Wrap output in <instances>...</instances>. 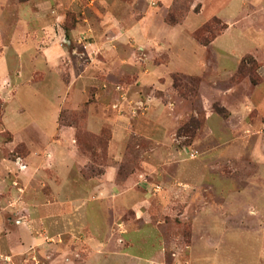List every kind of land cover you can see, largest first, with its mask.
I'll list each match as a JSON object with an SVG mask.
<instances>
[{
  "label": "rangeland",
  "instance_id": "obj_1",
  "mask_svg": "<svg viewBox=\"0 0 264 264\" xmlns=\"http://www.w3.org/2000/svg\"><path fill=\"white\" fill-rule=\"evenodd\" d=\"M21 1L0 0V36L20 48L2 67L36 71L0 98V264H264V0ZM42 1L49 24L62 14L67 48L49 72L30 58L57 36L19 12ZM121 24L116 56L93 48ZM240 83L259 85L243 124L225 92ZM108 169L103 199L92 183ZM35 236L44 243L17 250Z\"/></svg>",
  "mask_w": 264,
  "mask_h": 264
},
{
  "label": "crops",
  "instance_id": "obj_2",
  "mask_svg": "<svg viewBox=\"0 0 264 264\" xmlns=\"http://www.w3.org/2000/svg\"><path fill=\"white\" fill-rule=\"evenodd\" d=\"M134 1L135 0L128 1L126 3V5L129 7L130 4H132ZM37 4H38V7L35 10H33V9L30 10L29 8L31 6L27 7V5H21V7L19 8V12H20V15L22 12L23 13L27 12L26 15H22L23 21H24L26 27H28L31 23L34 24V22H35V24H38V26H40L42 28L41 31H42L43 35L45 32L46 34H50L52 36H57V38L52 40L51 43L49 42L47 35L45 38L42 37L41 41L38 42V46H39V47H37L38 50L36 49L38 56L36 58H35V56H31V58H30L32 61L37 60L39 63H41L40 65L45 70H47L49 72L52 69L57 70V68H54V66L61 64L64 61V58H65L66 52H67L66 45L61 40L62 37L64 38V36H65L63 31H62L63 30L62 23H61L62 14H58V16H57V24H55V23L49 24L48 21L51 18H53V15L49 12L52 9L50 2L49 1H42L41 3H37ZM54 7H56L58 11H61L62 9H64L65 4H63L59 0V2L57 3V6H54ZM5 8H6V6H1L0 10L3 11V10H5ZM8 8H10V7H7V9ZM29 10L32 12V14L30 13ZM115 12H116V10H115ZM117 16H119V15H117ZM31 18H34V19H31ZM113 20L116 24H118V17H115V15H114ZM54 21L55 20H53V22ZM51 25L57 26V28H58L57 32L55 30L52 31ZM83 26H85V25H83L82 23H78L75 26V28H73L71 30L72 35H73L72 37H74V36L76 37L77 34L82 30ZM90 27L93 28L94 32H96V33L101 31L100 29L97 28L96 24H90ZM119 27L122 30L125 29L123 24H121ZM105 30H106L105 33H107L110 29H105ZM122 30H119V35L114 36V38H112V36H104V34H102L101 36H99V34H96L94 41H93V45H92L93 48L104 51V54L108 53L110 56H116V55H114V52L117 54V50H118L117 47H121V45L124 43V41L128 40V38L125 37V35L128 34V30L125 29L123 31V33H122ZM46 39H47V41H46ZM57 43H59V45L64 48L63 51H61L60 49H56ZM114 44H116L117 46H114ZM0 45H1V47H0V98L7 105V102L4 100L5 95H7L8 97H11V95L15 94V91L20 88V86H23V85H26L29 83H34V81H32V80H28V77H32L33 75H35L36 71H35V67L32 66V69L30 70V72H28L29 76L27 78H24V74L21 71V68H18V70L12 72V69H7L5 67H2V66H6V59L9 55V53L11 52V50L14 51L13 55H15L18 59L20 58V54H16V51L20 48L15 47V45L13 43L12 35L8 36L7 34L4 37L0 36ZM54 45H56V46H54ZM110 51L113 55L110 53ZM1 60H3V62H1ZM238 63H239V60L237 61V65H238ZM114 64L108 60V62L103 63V65L100 66V69L102 71H104V73H109V74L114 73L113 72V70L115 68ZM37 67L38 66H36V68ZM68 69L70 70V73H71L70 75L73 77L74 69L70 66L68 67ZM57 73H58V71H57ZM144 73H147V72L144 71ZM188 74H191V73H188ZM45 75H46V73H45ZM141 80H142V82L147 81L146 76L144 74L141 76ZM76 82H77L76 79L72 78L69 82V88L73 87L74 84H76ZM143 84H145V83H143ZM258 86L259 85L240 83L236 87L231 86V87L227 88L225 91V92L233 91L234 94H236V93L238 94L237 98L234 99L235 103L233 102V106H232L233 108L232 107L231 108L226 107V108L231 110V112H232L231 115H234V116L238 115L237 118L240 120L239 122L242 124H243L244 118H246L247 114H248V116L251 114L250 116L252 119L254 117H258L260 99L259 100L254 99L255 98V92H257L256 90H257ZM243 88H245L243 93H239V90H241ZM223 106H225V105H223ZM233 109H235V110H233ZM56 121H58V116H57ZM89 127L91 129L94 128V127H92L91 124L89 125ZM92 130H95V129H92ZM234 131H238V130H234ZM256 133H261V130L258 129L256 131ZM234 134L235 133H233V135ZM254 151L258 154L261 153V149L256 147L253 150H251V155L253 154ZM163 153L164 152H160L161 155ZM256 160H258V159H256ZM257 162L258 163L255 164V166H257V168L264 166V163H263L264 161L258 160ZM149 166H151L152 171H154L158 174L159 178L163 177L164 174L168 173V170L165 169L166 166L165 167H163V166L162 167H155V168L152 167V165H149ZM160 168L164 169V170L160 171ZM112 172L110 171V169H108L106 174H105V179L103 178L104 180L101 183H96V182H95V184H94V182L92 183V188L95 187L97 191H100L101 195H102L101 197L103 199H107L109 197V196H107L109 194V191L106 187L109 186V184H113V183H111V179L113 176ZM109 173H111V176ZM122 196L126 197V195H122ZM128 196L129 195L127 194L126 199L129 201ZM59 213L61 214V216L58 215ZM59 213L57 214L58 218H60V217L63 218L66 215L65 211H60ZM42 243H44V241H41L40 237L35 236V237H32L31 242H27L25 245H20L19 247L17 246V250L29 249L31 244L33 247V246H35V244H42ZM36 246H38V245H36ZM11 248H12V246H11Z\"/></svg>",
  "mask_w": 264,
  "mask_h": 264
},
{
  "label": "trees",
  "instance_id": "obj_3",
  "mask_svg": "<svg viewBox=\"0 0 264 264\" xmlns=\"http://www.w3.org/2000/svg\"><path fill=\"white\" fill-rule=\"evenodd\" d=\"M26 1V0H25ZM21 2H24L23 0L21 1ZM227 27V26H226ZM203 30H207L208 31V28L205 26V27H203ZM217 36H213L212 38H210V39H202L201 40V44L202 45H204V46H207V45H209L215 38H216ZM242 62V61H241ZM241 66H242V63H241ZM173 78V80H174V82H175V80H176V77L175 76H173L172 77ZM251 80H252V82L253 83H255V80L253 79V78H251ZM214 109H215V111L217 112V113H219V114H223V115H225V109H224V107H222V106H219V105H214Z\"/></svg>",
  "mask_w": 264,
  "mask_h": 264
}]
</instances>
